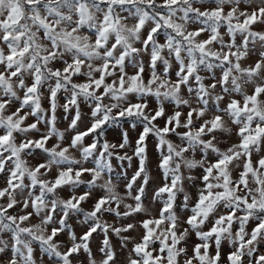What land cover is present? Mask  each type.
<instances>
[{"label": "snow or ice", "instance_id": "6c2138e0", "mask_svg": "<svg viewBox=\"0 0 264 264\" xmlns=\"http://www.w3.org/2000/svg\"><path fill=\"white\" fill-rule=\"evenodd\" d=\"M204 2L0 0V234H9L0 235V264H37L34 242L56 264H73L82 251L88 264H98L89 246L98 229L105 234L99 264H116L109 230L121 236L137 225L143 229L137 237L121 236L128 249L124 264H222L225 241L231 245L227 264H264V30L254 28L264 26V0H210L211 7ZM191 24L199 26L190 29ZM252 55L255 61L246 63ZM45 87L48 110L42 107ZM62 89L70 92L64 110L77 109L70 129L81 118L78 99L92 102L90 127L76 132L67 146L55 115ZM146 97L156 99L155 109L149 110ZM165 102L175 105L171 114ZM30 117L35 119L28 122ZM121 118L143 125L131 156L119 154L130 146L127 132L119 143L101 140L105 126ZM233 131L238 142L221 148L226 141L219 136L231 138ZM33 132L40 133L38 139ZM150 134L157 138L163 178L154 193L158 210L144 202ZM53 137L57 143L47 147ZM37 149L47 156L30 165L26 157ZM114 155L120 161L138 158L124 194L111 175L105 178ZM90 160L94 166L87 167ZM86 173L91 179H82ZM81 185L87 190L78 195ZM65 187L67 198L59 194ZM187 187L196 189L194 203ZM96 189L102 195L85 211L81 205ZM181 193L179 207L190 212L186 218L177 210ZM17 206L20 212H10ZM72 213H82L88 224L79 237L67 223ZM105 213L141 218L114 227L102 221ZM65 232L67 242L57 240ZM193 233L198 242L189 251Z\"/></svg>", "mask_w": 264, "mask_h": 264}, {"label": "rangeland", "instance_id": "374dc122", "mask_svg": "<svg viewBox=\"0 0 264 264\" xmlns=\"http://www.w3.org/2000/svg\"><path fill=\"white\" fill-rule=\"evenodd\" d=\"M200 6V5H197ZM204 6L205 7H211L213 6L210 2V0H205L204 2ZM129 24L134 23L133 20L129 19ZM199 25L197 24H191L189 27L190 29H195L196 27H198ZM255 30L257 31H262L264 30V26H254ZM223 31V29H222ZM207 33L203 34L202 38H206ZM225 39L227 40L228 37L225 36ZM240 38L237 37V42L239 43ZM160 42H164V38L163 35H161L160 37ZM137 47H139V43L136 44ZM260 50V46L259 44H257L254 48V52H258ZM256 55H252L250 57V59L248 61H246V63H251L253 61H255L256 59ZM142 59L145 61V63H147V55H144L142 57ZM60 66V65H57ZM128 72L131 74L134 72V69L131 67V65L128 66L127 68ZM176 70V66L174 63L173 66V70H172V75H173V79L174 77V71ZM147 75V72H146ZM202 75H207V73H202ZM74 82H83L84 77H74ZM54 83V82H52ZM70 97V92L65 91V90H61L60 92H58L57 94V109L55 112L56 115V126L57 128L64 132L65 134V140L62 143V146H67V144L70 142V139L73 135H75L76 132L78 131H85L87 130L88 127H90L91 123H92V116H91V111H92V102L91 101H85L82 97L78 99V103H79V112H80V120L77 122V128L76 129H70L69 128V124L71 122V120L74 118L77 109L74 106H70V110L69 111H65L63 105L66 104L68 102V99ZM185 97L186 98H190L188 96V94L185 92ZM129 99L132 102H137V99L133 96H130ZM148 101L149 104V110L155 109L157 107V101L154 97H146L145 98ZM110 101H108L107 99L105 100V103H109ZM42 107L45 110H48L50 108V105L48 103V90L47 87H45L43 89V99H42ZM175 105L170 103V102H165V109H166V114H171L172 111L174 110ZM186 111V109H185ZM116 110H114V114H115ZM51 115V112H48V116ZM35 118L34 117H30L28 122H32ZM136 123V127H132V124ZM156 123L159 124V126H163L164 125V119L160 118L158 121H156ZM41 128V131H46V125L45 124H41L39 126ZM143 129V125L141 123H139L138 121H135L132 118H121L119 119L116 123L112 124H108L105 126L104 129V135L101 137V140L107 139L112 143H119L122 139V133L127 132L128 133V137H129V141H130V146L119 150V154L120 155H124L125 153H127L129 156H131L133 154V148L135 147V141L137 140L140 132ZM2 131V130H0ZM29 135H31L33 138H39L40 133H30ZM22 137L18 134V142ZM173 142L175 143H179V139L175 136L172 135L169 137ZM219 138L222 141H226L225 143H221L220 147L221 148H225L227 146H229L231 143H235L238 142L235 135H234V131L233 134L231 135V138L225 136V135H220ZM92 141V137H86L85 138V143H91ZM57 143V138L53 137L51 140H49L47 147H52L54 144ZM147 144H148V161H147V169H148V173H149V183L145 186V194H144V202L146 205L152 207L153 209H159V207H161V202L154 200V193L156 191V189L160 186H162L163 183V178H162V173L161 170L158 168V163L160 160V155H159V151L157 150V138L154 135H151L148 137L147 140ZM72 154L74 156H76L77 158H79V153L75 150L72 149L71 150ZM47 154L43 153L41 150L37 149L32 156L26 157V159L29 161L30 165H35L36 163L39 162H43L44 159L46 158ZM197 158H199V154H197ZM112 163V172L109 174H106L105 178H107V175H111L113 182L116 184L117 186V191H119L121 194H124L126 189H125V185L130 182L132 176L135 174L137 168H138V158L133 157L132 161L129 162L128 160H123L120 161L119 159L116 158V156L114 155L112 157L111 160ZM87 167H92L94 166V163L90 160L89 163L86 165ZM196 174L199 175V170L196 171ZM55 175V169H53V172L50 174V176H54ZM82 179L84 180H89L91 179V177L86 173ZM142 183V178L137 180L136 185L133 186V191L135 192V189ZM4 184V177L3 175H0V186H3ZM87 190V186L86 185H81L80 188H78L76 190V193L79 195L82 191H86ZM186 190L191 194V198L192 201L191 202H195L196 199V189L192 188V187H187ZM59 194L61 197L63 198H67L71 192L70 190L65 187L62 190H59ZM102 195V190L100 189H96L93 191V195L86 201L82 203V207L85 209V211H90L92 204L94 203V201L100 196ZM183 201V194H179L178 198H177V210L178 212H181L182 218H186L190 212H188L187 210H183L181 211L180 209V205L182 204ZM128 203H131V200L126 201ZM30 210V209H29ZM121 211H123V205H121ZM221 211H224L223 209H221ZM10 212L13 213H18L20 212V207L17 206L15 209L10 210ZM240 213H238L239 215ZM62 215V210L60 208H57L56 213L54 218L55 219H59ZM141 218L140 215H137L135 217H129V218H121V217H117L115 216L114 213H105L101 219L102 221H106L108 224L113 225L114 227H119L122 226L125 223L128 222H133L136 223L139 219ZM33 223L38 222V218L34 217L32 220ZM67 223L70 225L71 229L74 230L77 234V236L79 237L80 235H82L88 228V224L84 223L83 221V214L82 213H72L70 214V217L67 221ZM91 223V222H89ZM254 221H251L249 223V230L251 229V227L254 226ZM184 227H187V225H184ZM210 227V224H206L204 230H207V228ZM237 227V225H234V229ZM143 229L139 228V225H137V231L135 232H130V233H122L121 236H125V235H131L133 237H137L138 234L142 233ZM3 236V238L7 239L9 234H0ZM121 236H117L115 233H113L111 230H109L108 233V239L110 240L113 248L115 249V251L117 252V260H116V264H124V261L126 259L127 256V252L128 249L123 248L122 247V243H121ZM105 238V234L101 231V230H97L96 233L93 234V236L90 238V242H89V246L92 249L94 258L97 260L98 264L99 261L102 259L103 257V253L100 252V248L103 245V240ZM57 240L61 241V242H67L68 240V236H67V232L60 234L57 237ZM198 242L197 238L195 237L194 233L190 236V239L188 241L189 244V251H191V245ZM34 248H35V257L37 259V264H56V258H49L47 254L43 253L40 249V246L38 244V242H34ZM131 247V243H129L128 248ZM63 250V247H62ZM231 250V245H229L226 241L223 242L222 244V264H227L226 261V256L227 253ZM261 251H264V248H261ZM73 264H88V260H87V253H84L83 251L79 254V256H77L74 260H73Z\"/></svg>", "mask_w": 264, "mask_h": 264}]
</instances>
